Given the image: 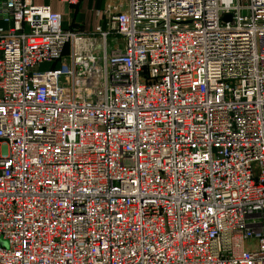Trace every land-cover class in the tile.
<instances>
[{
    "label": "built area",
    "instance_id": "built-area-1",
    "mask_svg": "<svg viewBox=\"0 0 264 264\" xmlns=\"http://www.w3.org/2000/svg\"><path fill=\"white\" fill-rule=\"evenodd\" d=\"M104 13L0 4V264H264V0Z\"/></svg>",
    "mask_w": 264,
    "mask_h": 264
},
{
    "label": "crops",
    "instance_id": "crops-1",
    "mask_svg": "<svg viewBox=\"0 0 264 264\" xmlns=\"http://www.w3.org/2000/svg\"><path fill=\"white\" fill-rule=\"evenodd\" d=\"M4 0H0V4ZM34 5L48 4L52 11L62 16V27L78 33H93L97 27L104 26L107 14L104 9L107 4H115L117 0H78L76 4H68L61 0H31ZM0 25L8 27L9 22H4L0 16ZM108 41L121 42L118 35L111 34ZM110 44V43H109Z\"/></svg>",
    "mask_w": 264,
    "mask_h": 264
},
{
    "label": "rangeland",
    "instance_id": "rangeland-1",
    "mask_svg": "<svg viewBox=\"0 0 264 264\" xmlns=\"http://www.w3.org/2000/svg\"><path fill=\"white\" fill-rule=\"evenodd\" d=\"M109 39V38H108ZM109 42V41H108ZM110 43V42H109ZM49 64L48 63H43L39 66V68L37 69V71H43L44 69L48 68ZM3 245H6L5 243H3Z\"/></svg>",
    "mask_w": 264,
    "mask_h": 264
},
{
    "label": "water",
    "instance_id": "water-1",
    "mask_svg": "<svg viewBox=\"0 0 264 264\" xmlns=\"http://www.w3.org/2000/svg\"><path fill=\"white\" fill-rule=\"evenodd\" d=\"M229 19H230V14L223 15V20H229Z\"/></svg>",
    "mask_w": 264,
    "mask_h": 264
}]
</instances>
